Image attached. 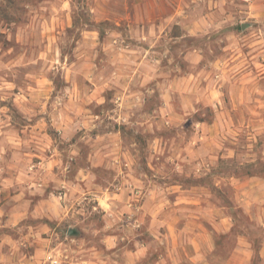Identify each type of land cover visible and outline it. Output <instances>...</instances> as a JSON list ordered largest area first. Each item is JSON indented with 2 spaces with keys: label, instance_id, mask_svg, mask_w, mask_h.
<instances>
[{
  "label": "rangeland",
  "instance_id": "obj_1",
  "mask_svg": "<svg viewBox=\"0 0 264 264\" xmlns=\"http://www.w3.org/2000/svg\"><path fill=\"white\" fill-rule=\"evenodd\" d=\"M249 2L0 0L6 264H264V199L247 210L264 18Z\"/></svg>",
  "mask_w": 264,
  "mask_h": 264
},
{
  "label": "crops",
  "instance_id": "obj_2",
  "mask_svg": "<svg viewBox=\"0 0 264 264\" xmlns=\"http://www.w3.org/2000/svg\"><path fill=\"white\" fill-rule=\"evenodd\" d=\"M249 8H250L249 9L250 10V14L252 16H259V17L264 18V0H250ZM189 32H190L189 34H193V33H191V32H193V31H191V29L189 30ZM138 56L142 57V52ZM183 57L189 63L195 65L197 62L199 63L201 61L202 55L200 53V50H198L197 48H192V49L187 50L184 53ZM143 64H146V63L144 62V58H141L137 62V65L134 68V72L139 77L143 78L144 81L151 80L152 78L154 79V77L156 76L155 72L153 73V72H151L149 70H146V68L143 67ZM215 105H217V102H215ZM31 131L33 133L34 132L38 133V132H40V129L39 130L31 129ZM53 162H54V159H50V158L47 161H45L44 166L46 168V171L48 170L47 168H49L50 164L53 163ZM247 182H248V186H251L254 189L253 190L254 192L251 195V199H250V196H249V203L247 205V210H248V212L250 214V213H252V211H253L254 207L256 206V204H258L257 202H259V200H263L264 199V176L259 177V176L251 175V176H249L247 178ZM19 184L21 185V183H19ZM260 192H262V193H260ZM258 193H260V195H257ZM261 209L264 210V206ZM248 261H250V256L248 257ZM23 262H24V260L22 261V263ZM6 263H7V257L4 256L3 254H1L0 255V264H6Z\"/></svg>",
  "mask_w": 264,
  "mask_h": 264
},
{
  "label": "trees",
  "instance_id": "obj_3",
  "mask_svg": "<svg viewBox=\"0 0 264 264\" xmlns=\"http://www.w3.org/2000/svg\"><path fill=\"white\" fill-rule=\"evenodd\" d=\"M88 23V22H87ZM78 23H77V20H76V18H74L73 17V21H72V26L74 27V26H76ZM86 24V23H85ZM199 121H202L201 119H199ZM259 171H260V173H263V174H257L256 172H252V173H249V174H251V175H261V176H264V167H262V168H260L259 169ZM250 175V176H251Z\"/></svg>",
  "mask_w": 264,
  "mask_h": 264
}]
</instances>
